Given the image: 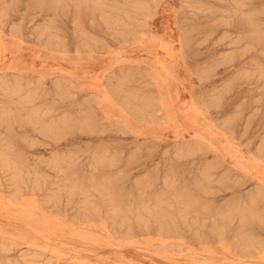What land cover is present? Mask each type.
<instances>
[{"label": "rangeland", "instance_id": "obj_1", "mask_svg": "<svg viewBox=\"0 0 264 264\" xmlns=\"http://www.w3.org/2000/svg\"><path fill=\"white\" fill-rule=\"evenodd\" d=\"M263 187L264 0H0V264H264Z\"/></svg>", "mask_w": 264, "mask_h": 264}, {"label": "bare ground", "instance_id": "obj_2", "mask_svg": "<svg viewBox=\"0 0 264 264\" xmlns=\"http://www.w3.org/2000/svg\"><path fill=\"white\" fill-rule=\"evenodd\" d=\"M188 9V8H187ZM128 36V35H127ZM228 36V35H227ZM139 38V37H138ZM135 39V38H134ZM207 43V42H206ZM223 58V57H222ZM191 113V112H190ZM159 124V123H157ZM167 125V124H165ZM3 163L5 164L6 168L7 169H16L15 167L12 168L11 164L8 163V160H3ZM63 163V162H62ZM58 164V163H57ZM71 164V163H70ZM61 166V164H60ZM59 167V166H58ZM97 170V169H96ZM18 175L14 174V183H18ZM69 180V179H68ZM108 181V180H107ZM106 182V181H105ZM102 183V182H101ZM202 184V183H201ZM80 185V183H79ZM79 185L75 183H72L71 187H70V193L71 195H75V194H78V196L80 197L79 200H78V205H79V208H78V215L80 216V218L84 221H98L100 218V216L98 215V207L96 206V202L93 201L90 196V194L87 192L85 193L83 190H80L81 188H79ZM92 188L98 192L99 194L102 193V195L105 197V201H103L104 204H107V211L109 212V216L107 217L108 219H111V228L112 229H116V227L118 225H123L122 222L123 221H126L128 222V215L126 214V209L129 211V209L131 208L130 205H128L126 203V200H120L118 199L117 195L115 194V190L113 189L114 187H111V186H108V185H97V184H92L91 185ZM202 186V185H201ZM13 187V186H12ZM68 186H65V189L67 188ZM20 188V187H19ZM35 188V187H34ZM37 188V187H36ZM42 188V186H41ZM262 188V186H261ZM264 188V187H263ZM79 189V190H78ZM22 190V189H21ZM25 191V190H24ZM21 192V191H20ZM35 192V191H34ZM15 193V192H14ZM17 193V192H16ZM41 193V192H40ZM264 194V192H260V194ZM19 194V193H18ZM17 195V194H16ZM15 195V197H17ZM14 197V195H12ZM23 196V195H21ZM77 196V195H76ZM14 197V198H15ZM115 197V198H114ZM55 197H52V196H49V199H53ZM24 199V197H23ZM16 201H18V199H15ZM14 201V202H16ZM54 201V200H53ZM160 201V200H159ZM158 201V202H159ZM189 201V200H188ZM198 201V200H197ZM18 203V202H17ZM22 203V202H21ZM31 203V202H30ZM134 203L137 205V204H140L141 203V200H137V201H134ZM187 203V206L188 202ZM129 204H132L131 202H129ZM185 204V203H184ZM127 205V206H126ZM179 206V205H178ZM185 206V207H187ZM192 206V205H191ZM123 207H128L126 208L125 210L123 209ZM192 208V207H191ZM207 208V207H206ZM133 209V208H132ZM185 211L189 212L190 210V207L188 208H184ZM140 209H136L135 211H139ZM193 210V209H192ZM157 211V210H156ZM195 211V210H194ZM105 212V211H104ZM130 212H132V210L130 209ZM141 212L142 213H149L150 212V209L147 207V206H144L142 209H141ZM129 213V212H128ZM133 213V212H132ZM141 213V214H142ZM196 213V212H195ZM245 213V212H242V214ZM137 214V213H136ZM187 214V213H186ZM143 215V214H142ZM180 215V214H179ZM197 217H199L198 215H196ZM138 220H142L143 217H141L140 215L138 216H135ZM154 219H157V217H153ZM242 219H244V215L241 217ZM208 219V218H207ZM214 219V217H213ZM188 220V219H187ZM183 222V221H182ZM193 222V221H192ZM206 222V221H205ZM129 225V224H128ZM200 235V234H199ZM242 243L245 244V245H252L253 242L251 240H242Z\"/></svg>", "mask_w": 264, "mask_h": 264}]
</instances>
